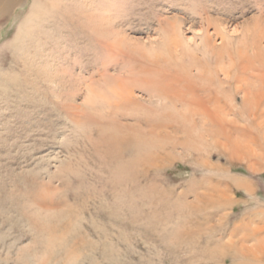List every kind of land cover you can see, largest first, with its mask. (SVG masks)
Instances as JSON below:
<instances>
[{"label": "rangeland", "instance_id": "1", "mask_svg": "<svg viewBox=\"0 0 264 264\" xmlns=\"http://www.w3.org/2000/svg\"><path fill=\"white\" fill-rule=\"evenodd\" d=\"M4 7L0 264H264V0Z\"/></svg>", "mask_w": 264, "mask_h": 264}, {"label": "bare ground", "instance_id": "2", "mask_svg": "<svg viewBox=\"0 0 264 264\" xmlns=\"http://www.w3.org/2000/svg\"><path fill=\"white\" fill-rule=\"evenodd\" d=\"M0 3H2L1 4V6H0V13L2 12V9H4L5 7L4 6H6V0H0ZM193 5V4H192ZM3 7V8H2ZM192 12V11H191ZM202 13V12H201ZM108 15V14H107ZM106 17V16H105ZM204 17V16H203ZM116 18V17H115ZM264 22V21H263ZM258 23V22H257ZM179 27H181V26H179ZM173 28V27H172ZM174 29V28H173ZM196 33V32H195ZM166 41V40H165ZM199 45V44H198ZM102 47V46H101ZM156 47V46H155ZM202 47V46H201ZM200 47V48H201ZM116 49V48H115ZM137 49H138V46H137ZM143 49V48H142ZM141 49V50H142ZM252 49V48H251ZM113 51V50H112ZM142 52H143V50H142ZM168 52V51H167ZM150 53V52H149ZM149 53H147V54H149ZM153 53V52H152ZM188 54H190V53H188ZM144 55V54H143ZM154 55V54H153ZM152 55V56H153ZM142 56V55H141ZM189 56V55H188ZM203 56H204V54H203ZM222 56V55H221ZM128 58V57H127ZM155 58V57H154ZM115 60H117V59H115ZM113 61V60H112ZM113 63V62H112ZM258 63V62H257ZM153 66V65H152ZM239 66V65H238ZM252 68V67H251ZM127 73V72H126ZM121 74V73H120ZM126 75V74H125ZM185 76V75H184ZM170 77V76H169ZM244 78V77H243ZM256 78V77H255ZM104 81V80H103ZM191 82V81H190ZM172 83V82H171ZM242 84V83H241ZM121 86V85H120ZM168 86V85H167ZM192 86V85H191ZM148 87V86H147ZM143 88V87H142ZM188 88V87H187ZM205 88V87H204ZM117 89V88H116ZM174 89V88H173ZM131 90V89H130ZM146 90V89H145ZM162 90V89H161ZM187 90V89H186ZM167 91V90H166ZM181 91V90H180ZM194 91V90H193ZM183 93V92H182ZM156 94V93H155ZM183 95H184V93H183ZM171 96V95H170ZM186 96V95H185ZM89 97V96H88ZM116 97V96H115ZM177 97H179V96H177ZM248 97V96H247ZM247 97L245 96V100L247 99ZM107 98V97H106ZM165 98V97H164ZM185 98V97H184ZM89 99V98H88ZM121 100V99H120ZM131 100H132V98H131ZM184 100V99H183ZM86 101V100H85ZM93 101V100H92ZM115 101V100H114ZM125 101V100H124ZM186 101V100H185ZM192 101H193V99H192ZM195 101V100H194ZM126 103H127V101H125ZM203 102V101H202ZM130 105H131V103H130ZM156 107V106H155ZM193 107V106H192ZM203 107V106H202ZM68 108V107H67ZM127 108V107H126ZM190 108V107H189ZM158 109V108H157ZM72 110V109H71ZM132 110V109H131ZM207 110V109H206ZM127 111V110H126ZM142 111V110H141ZM210 112V111H209ZM84 113V112H83ZM132 113V112H131ZM80 114V113H79ZM112 114V113H111ZM78 115V114H77ZM143 116V115H142ZM214 116V115H213ZM227 116V115H226ZM125 117V116H124ZM215 117V116H214ZM148 118V117H147ZM146 118V119H147ZM216 118V117H215ZM81 119H83V118H81ZM153 125V124H152ZM223 127V126H222ZM264 128V127H263ZM222 129V128H221ZM113 141V140H112ZM120 141V140H119ZM122 141V140H121ZM126 141V140H125ZM56 192V191H55ZM59 197H60V195H59ZM264 228V227H263ZM259 229V228H258ZM260 230V229H259ZM259 230H257V231H259ZM255 231H256V229H255ZM256 231V232H257ZM244 237V236H243ZM261 240H263V239H261ZM264 242V241H263ZM261 244V243H260ZM264 244V243H263ZM240 245V244H239ZM240 246H242V245H240ZM259 246V245H258ZM257 246V247H258ZM244 247V246H243ZM246 248V247H245ZM260 248V247H259ZM258 248V249H259ZM249 249V248H248ZM239 250H240V248H239ZM242 250H244V249H241V252H242ZM251 250H254V249H252L251 248ZM255 250H257V249H255ZM250 252V251H249ZM253 253V252H252ZM255 253V252H254ZM253 253V254H254Z\"/></svg>", "mask_w": 264, "mask_h": 264}]
</instances>
